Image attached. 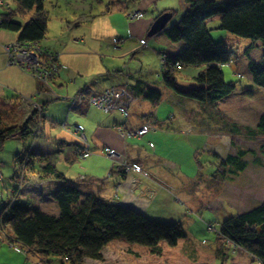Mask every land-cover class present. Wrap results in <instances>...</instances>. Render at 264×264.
I'll list each match as a JSON object with an SVG mask.
<instances>
[{
    "label": "rangeland",
    "instance_id": "374dc122",
    "mask_svg": "<svg viewBox=\"0 0 264 264\" xmlns=\"http://www.w3.org/2000/svg\"><path fill=\"white\" fill-rule=\"evenodd\" d=\"M4 1L9 4L11 9L15 8L14 0ZM119 1L120 0H49V3L46 5L50 15L47 38H56V42H59L62 39L61 32H68L61 26V21L64 23L73 21L74 15L79 16L85 13L95 17L92 19L94 20L97 16L109 10L114 20L121 24V32L117 37L119 39L124 38V40H120V45L117 47H127L129 43L134 48L133 56L129 55L127 58L117 60L119 61V67L121 70H125L127 74L130 73L135 78L136 82L152 83V86L159 88L162 93V101L158 106L155 107L148 102L149 108H151V112H153L152 115H156L155 111H158L160 114L159 119H164L166 123L168 122L171 124L169 120L171 114L175 113L179 116V114L185 112V108L192 110V113L185 112L184 114L193 117L194 123L191 122L193 126L204 127L202 130L209 135L210 142L212 143V145H210L219 153L211 151L212 154L207 152L205 147H202L200 151L194 150L190 155V152L182 146L184 145L183 143L174 144L180 145V147H175L174 145L170 146L169 149L166 147L163 152L160 151L159 153V156L166 159V163L170 162L167 166L171 172L168 170L166 171V176L170 179V183L162 179H160L161 181L158 180L156 183L158 187H161L163 191L165 190L167 192L168 196L164 199L162 198L164 196L159 194L154 206L150 210L149 214L151 215L148 216L149 219L153 221L180 223L187 234L186 240L184 239L186 242L181 240L176 247H170L163 242L161 244V254H154L148 248L128 244L123 240H115L103 250V261L86 260L85 264H215L216 259L223 264H226V262L227 264H235L236 262L240 264H257L254 262L255 259L253 257L252 260L246 261L243 254L239 255L238 252H236V247L229 242H225V240L221 238H219L221 239L219 241H222L223 244L226 243V246H230L231 250L226 249L222 256L218 255L212 247L213 244H211V240L215 238L221 223L230 216L249 212L264 202V155L261 154L260 150L261 145L264 144V137H260L256 141H251L246 137L231 133L232 125H237L242 130L248 127L255 128L258 125L261 115L264 114V89L254 85L248 69L250 58L254 60H260L262 58L263 48L261 43L258 42L257 47L248 55L246 54V50L250 45L249 39L239 37L226 30L217 29L220 25V16L216 17L213 22L210 23L209 26L212 29L211 34L213 39L216 42H226L229 49L233 52V61L223 66V72L226 82H235L237 88L234 94L226 97L215 105L202 103L180 96L172 92L173 90L166 86L161 76L162 54H160V52L168 51L172 53L171 44H176L169 42L164 36L159 37L156 35L150 37L148 35L157 16L159 17L165 11L173 13L170 26L175 25L182 19L185 12V6L182 0H123L122 5ZM3 9L4 8L0 7V12H3ZM137 11H139L142 16L130 19L129 15ZM150 19V25L145 28V30L140 31L142 34L141 38H138L135 34L130 35V27H133L134 23L139 24L140 21H143L142 25H145L144 23ZM90 21H85L84 25L88 26ZM142 38L144 39L143 41L148 42L147 46H140V40ZM103 49L106 52L103 51L101 54L114 55L119 53L114 46L108 44H105ZM98 54L100 55V53ZM111 59L112 57L109 60ZM128 66L130 68H135V70L129 69ZM194 70L196 69L184 68L176 74L177 82L180 87L188 88L192 86L191 84L194 83V79L191 77L190 73ZM120 77L123 76L120 75ZM171 92L174 94H171ZM56 93H58V91ZM59 94L63 96V98H67L65 95ZM22 104L23 103H21V105ZM23 105V108L31 113H39V109L36 108L38 104L33 103V101H29ZM51 106L53 107L52 111L55 112V114L51 116H56L57 120H63L62 122L67 121V114L70 110L68 102L58 100L52 102ZM143 106L147 107L146 105ZM147 109L148 108H141L140 112H144ZM37 121L38 129L34 134L26 138H23L21 134L11 137L5 142L3 149L0 151V173H2L3 176L0 182V206L8 197L10 198V202L12 198H16L17 200L20 199L26 186L29 184V182H26V184L23 185L24 187L21 190L18 189L16 193L14 189L17 184L12 180V177L15 172L17 150H38L35 148V145L36 143L39 144L41 142L40 137L44 136L46 120L44 121L43 116L42 120H40V116L37 115ZM179 124L181 123L175 122L174 125H171L175 127L174 131H178ZM75 125L76 124L73 126ZM62 127L59 125L58 128L62 130ZM182 127L184 128V125ZM165 128L166 127H164L162 131H167ZM39 129L42 131L37 137V133L40 131ZM148 139L149 137L146 136L145 140ZM161 139H163V144L166 145L172 142V138H169L166 134H163ZM153 142L156 143L155 141ZM77 146L78 143H76L74 147L77 158L85 159L82 158L81 153L77 151ZM142 146L143 145L139 143V148L142 149ZM51 147L56 146L51 145ZM71 149L72 148L69 146L67 151L62 149L63 152L59 155L51 152L50 156L54 162L53 164H56L61 172H68L66 174L68 179L71 176H75L73 179H79L78 168L75 167L70 169L65 159L68 155L70 157L69 153ZM239 149L255 151V154H248L244 158V160L249 163L248 170L240 176L234 177V183H220L222 175L218 173V170H220V166L218 167L219 160L215 156L221 157L222 155L223 159H225L229 154L235 155ZM94 153L95 151L92 149V154ZM99 153L104 155L101 151ZM120 156L126 158L121 154ZM104 157L110 158L105 155ZM257 157L262 159V166L255 164L254 161ZM134 171L141 172L142 169L140 171L131 170V172ZM195 172L197 175H195ZM32 178L39 179L38 177ZM19 181L21 182V178ZM73 181L74 180L70 182L73 183ZM162 194H164V192H162ZM101 198L106 201L105 198ZM208 228L210 229L209 231ZM8 229L7 227L5 228V230ZM0 236L4 238L7 243L12 241L1 229ZM3 243H1L2 245L0 244V264H8V262L26 264V256L24 254H17L18 252L16 253L8 244ZM189 245H192L193 248H190ZM230 251L232 255L236 256H228ZM235 252L236 254H233ZM57 261L59 260H55L52 264H59ZM38 262L42 263L43 261L37 256L36 264Z\"/></svg>",
    "mask_w": 264,
    "mask_h": 264
},
{
    "label": "trees",
    "instance_id": "16d2710c",
    "mask_svg": "<svg viewBox=\"0 0 264 264\" xmlns=\"http://www.w3.org/2000/svg\"><path fill=\"white\" fill-rule=\"evenodd\" d=\"M48 1L15 0V8L9 7L0 12V28L18 33L19 43H41L48 34ZM182 2L185 6L182 19L175 25L169 24L162 32L171 43H184L175 55H167L165 63L162 64L161 76L166 86L186 98L212 105L236 91V83L226 82L223 72V66L233 61V52L226 42H216L213 39L209 26L220 16L217 29L250 40L246 54L249 55L258 42L261 43L262 58H250L248 69L254 85L264 89V0ZM93 18L95 17L82 14L78 19L70 21V24L75 25ZM184 68L199 70L194 77L195 86L188 89L180 88L176 77ZM84 90L86 89L77 93ZM131 91L135 96L150 101L155 107L162 101L159 88L146 83L138 82ZM18 99L21 104V98ZM46 107L44 103V121ZM37 115L39 113H32L23 125H10L0 113V151L11 137L21 134L26 138L34 134L38 129ZM231 133L251 141L264 137V114L255 128L242 130L237 125H232ZM260 150L264 155V144ZM248 154H255V151L239 149L235 155L229 154L225 159L215 156L219 160L218 173L222 175L220 183L240 175L249 167L248 161L244 160ZM254 162L262 166L260 157L255 158ZM23 169L26 182H31L32 177H38L39 180H53L62 185L54 194L60 210L59 216L49 215L18 199L10 205L3 219L4 226L9 228L6 234L11 242L26 250L27 254L40 257L43 264H52L55 260H60L62 264H85L86 260L103 261V250L115 240H123L128 244L148 248L154 254H161L163 242L170 247H176L180 240L187 238L180 223L150 220L146 214L104 201L92 192L84 196V184L70 182L48 157L34 154L31 149H24L16 155L12 177L17 184L14 189L16 193ZM9 203L8 197L1 204L0 211ZM215 236L251 254L255 263L264 264V202L249 212L230 216L221 223Z\"/></svg>",
    "mask_w": 264,
    "mask_h": 264
},
{
    "label": "crops",
    "instance_id": "0c3cea01",
    "mask_svg": "<svg viewBox=\"0 0 264 264\" xmlns=\"http://www.w3.org/2000/svg\"><path fill=\"white\" fill-rule=\"evenodd\" d=\"M122 1L123 0L119 1L121 5L123 4ZM47 3H49V1L46 2V5ZM79 16L74 15V20L78 19ZM85 20L90 21L92 19ZM114 21L112 13L109 10L90 21L88 26H85L83 21L75 25L70 24V21L65 23L61 21V26L65 28V31H68L67 33L61 32L62 39L56 42V38H46L40 44L50 51L60 53V61L63 68L59 76L53 81V88L55 91L57 90L58 93L65 96H72L83 89H91L97 93H102L113 87L123 88L132 99L128 102V118H125L118 110L107 112L97 109L89 105V103H85L78 110H71L68 102L71 111L69 110L67 114V121L62 122L63 120H57L56 116H51L55 114V112L52 111L53 107L51 104L56 100H51L46 95H42L41 97L36 96V93L42 89V84L19 68L7 66L4 55H0V113H2L8 124L23 125L32 113L24 109L23 105L20 104L18 99L20 96L25 95L33 97L35 101L42 104L46 103V127L44 136L40 137L41 139H39L41 142L35 145V148L38 150L31 149V152L46 156L54 163L50 156L51 152L59 155L63 152L62 149L67 151L70 146L72 148L69 153L70 157L68 155L65 159L70 169L75 167L78 168L79 179H73L75 176H71L69 180H74L73 183L77 185L84 184L82 190L84 196L92 192L105 198L109 203L132 208L140 214L150 216V210L154 206L159 194L161 196L163 195L164 197L162 198L164 199L168 196L167 192L165 190L163 191L161 187H158L156 183L160 179L170 183V179L166 176V171H170L167 166L170 162L166 163V159L159 156L160 151L163 152L166 147L169 149V147L174 144L183 143L184 145L182 146L190 152V155L192 151H200L202 147H205L206 151L210 153H212L211 151L219 152L215 148H212L213 146H211L212 143L210 142L209 135L202 130L204 127L193 126L191 124V122L194 123L193 117L184 114L185 112L192 113V110L185 108V112L179 114V116L175 113L171 114L169 117L171 124H169L168 122L166 123V120L159 119L160 114L158 111H155L156 115H152L153 112H151L152 110L149 108L150 101L141 96L137 97L132 93V88L135 87L139 81L136 82L135 78L130 73L127 74L125 70H121L118 63L119 61L117 60L127 58L129 55L133 56L134 48L129 43L127 47H117L120 45V40L123 41L124 38L119 39L117 37L121 32V24L118 21ZM150 23L151 19L147 20L144 23L145 25H142L143 21H140L139 24L134 23L135 27L134 25L130 27V35L135 34L138 38H141L142 34L140 31L145 30ZM158 36H164L167 39L164 33H160ZM143 40V38L140 40V46ZM17 41L18 33L0 28V43H14ZM105 44L114 46L119 53L114 55L101 54L105 51L103 49ZM182 47L183 44H171L172 53L161 51L160 54L166 53L169 56H173ZM98 53H100V55ZM111 57L112 59L109 60ZM128 68L135 70V68H130L129 66ZM198 73L199 70L196 69L192 71L190 75L194 79ZM118 74L123 77H120ZM146 84L152 86V83ZM191 85L192 86L188 88L195 86V83ZM129 91L131 93H129ZM172 92L179 94L174 90ZM172 92L171 94H174ZM126 100L128 101L129 99H123V101ZM141 108L148 109L144 112H140ZM149 121H154L155 128L142 137L131 135L130 137L123 138L117 129V126H124L127 131H135L139 130ZM175 122L181 123L178 125V131H174L175 127L171 126L174 125ZM74 124H80L82 126L91 148L95 151L94 154L85 159H79L75 154L74 147L76 143L79 144V137L76 132L71 130V126ZM59 125L61 127L65 125V128L62 127V130H60L58 128ZM183 125L184 128L182 127ZM164 127H166L165 129H167V131H162ZM163 134L172 138V142H169L167 144L168 146L163 144V139H161ZM146 136L149 137L148 140H145ZM139 143L143 145L142 149L139 148ZM51 145H55L56 147H51ZM174 146L180 147V145ZM106 147L115 149L130 162L140 165L142 171L128 173L122 170V168L119 167L118 161L110 158L108 159L99 153ZM20 151L17 150V153ZM218 157L223 158L222 155ZM54 165L56 166V164ZM174 165L177 166L176 164ZM248 168L244 172H246ZM67 173L65 172L64 174L66 175ZM195 175H197L196 172ZM233 178L234 177L229 178V181L226 182L234 183L235 181ZM61 186V183L53 180L32 178L31 182L26 186L20 200L33 208L41 209L49 215L59 216L60 210L54 200V194ZM162 192H164V194H162ZM185 240L183 239L182 241ZM219 240L221 239H217L215 236V238L211 240V244H213L212 247L217 254L222 256L223 252H225L226 249L231 250V247H227L226 243L223 244V242ZM189 247L193 248L192 245H189ZM236 252H238L239 255L243 254L246 261L252 260V255L245 250L237 248ZM236 252L233 254H236ZM231 253L230 251L228 256L232 255ZM17 254L23 255L21 253ZM25 256L26 264H36V255L31 253ZM57 262L62 264L60 260ZM217 263L223 264L216 259L215 264ZM236 263L240 264L239 262ZM8 264L14 263L8 262Z\"/></svg>",
    "mask_w": 264,
    "mask_h": 264
},
{
    "label": "built area",
    "instance_id": "2783aa9c",
    "mask_svg": "<svg viewBox=\"0 0 264 264\" xmlns=\"http://www.w3.org/2000/svg\"><path fill=\"white\" fill-rule=\"evenodd\" d=\"M0 7L9 9V5L6 1L0 0ZM142 14L137 11L131 13L129 18L141 17ZM148 42L142 41L141 46H147ZM0 55H4L6 58L7 66H15L18 67L23 72L29 74L31 77L36 79L42 84V89H40L36 96L41 97L42 95L48 96L51 100H62L67 101L70 104L71 110L80 109L85 103H89V105L103 110L107 112H111L114 110H118L125 118L129 117V103L132 99L128 92L119 87H113L108 89L102 93L94 92L91 89H86L82 92L76 93L72 96H66L67 98H63L59 93L53 88V81L59 76L62 65L60 63V53L50 51L40 45V43H0ZM167 58V54H162V64L165 63ZM178 68L181 66L178 65ZM21 102L23 104L28 103L29 101H33V103L38 104L36 106L39 109L40 120H42V112L43 106L42 103L38 101H34L33 97L28 96H20ZM124 98H128L129 100L123 101ZM24 106V105H23ZM65 128V125H64ZM155 123L154 121H149L144 124L139 130L135 131H127L124 126H117V129L123 138L130 137L131 135L142 137L146 133L154 130ZM40 131L37 133V137L40 135ZM73 132H76L79 137V144L77 146V151L81 153L82 158L89 157L92 154V148L83 132L82 126L80 124H76L71 128ZM101 152L110 158L116 159L119 162V167L126 172H131V170L140 171L142 167L138 164L130 162L127 158H122L120 154L112 148L106 147L101 150ZM122 158V159H121ZM21 182L19 185V190H21L26 184L25 181V169L21 172ZM3 176L0 173V182L2 181ZM16 198H12V201L6 206L3 211H0L1 220H0V229L6 233V226L3 223V219L6 216L10 205L16 202ZM8 244L13 250L18 253H22L27 255V251L21 248L19 245L12 242H5L4 238L0 236V244L1 243ZM3 243V244H4ZM2 245V244H1ZM67 260V259H66ZM37 264H43L38 262Z\"/></svg>",
    "mask_w": 264,
    "mask_h": 264
},
{
    "label": "water",
    "instance_id": "95a60500",
    "mask_svg": "<svg viewBox=\"0 0 264 264\" xmlns=\"http://www.w3.org/2000/svg\"><path fill=\"white\" fill-rule=\"evenodd\" d=\"M173 17V14L170 12L163 13L154 21L153 25L150 28L149 36L153 37L162 33L170 24V21Z\"/></svg>",
    "mask_w": 264,
    "mask_h": 264
}]
</instances>
